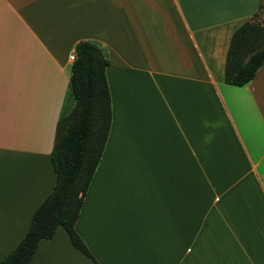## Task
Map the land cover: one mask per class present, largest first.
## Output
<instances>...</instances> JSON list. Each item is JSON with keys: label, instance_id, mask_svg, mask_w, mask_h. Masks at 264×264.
Returning a JSON list of instances; mask_svg holds the SVG:
<instances>
[{"label": "crops", "instance_id": "1", "mask_svg": "<svg viewBox=\"0 0 264 264\" xmlns=\"http://www.w3.org/2000/svg\"><path fill=\"white\" fill-rule=\"evenodd\" d=\"M261 0H0V262L55 184L79 40L102 48L111 121L75 230L28 264H264V65L224 82Z\"/></svg>", "mask_w": 264, "mask_h": 264}, {"label": "trees", "instance_id": "2", "mask_svg": "<svg viewBox=\"0 0 264 264\" xmlns=\"http://www.w3.org/2000/svg\"><path fill=\"white\" fill-rule=\"evenodd\" d=\"M73 53L69 76L73 105L57 120L50 154L55 184L35 208L21 240L0 264H28L38 241L51 238L58 226L66 230L76 249L93 258L77 234L75 223L110 129L108 59L101 47L88 40H79ZM263 65L264 26L247 20L231 35L224 82L242 86L252 80Z\"/></svg>", "mask_w": 264, "mask_h": 264}, {"label": "rangeland", "instance_id": "3", "mask_svg": "<svg viewBox=\"0 0 264 264\" xmlns=\"http://www.w3.org/2000/svg\"><path fill=\"white\" fill-rule=\"evenodd\" d=\"M253 21L264 26V0H261L260 10Z\"/></svg>", "mask_w": 264, "mask_h": 264}, {"label": "built area", "instance_id": "4", "mask_svg": "<svg viewBox=\"0 0 264 264\" xmlns=\"http://www.w3.org/2000/svg\"><path fill=\"white\" fill-rule=\"evenodd\" d=\"M69 58L73 61V59H74V53H72V54L69 56Z\"/></svg>", "mask_w": 264, "mask_h": 264}]
</instances>
